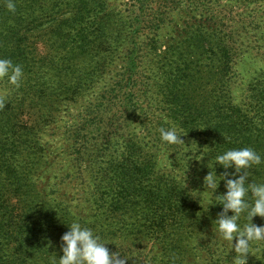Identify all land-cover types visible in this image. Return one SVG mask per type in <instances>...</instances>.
Masks as SVG:
<instances>
[{"label": "trees", "instance_id": "1", "mask_svg": "<svg viewBox=\"0 0 264 264\" xmlns=\"http://www.w3.org/2000/svg\"><path fill=\"white\" fill-rule=\"evenodd\" d=\"M227 1L197 0L196 14L166 45L158 65L148 69V61L153 64L157 57L149 53L158 47L167 0H128L131 29L110 41L103 1L13 0V13L9 0H0V59L11 60L24 73L19 88L7 78L0 81V93L9 90L0 107V264H29L46 229L53 228L56 237L67 222L60 215L78 208L59 194L69 173L54 175L61 180L50 183L54 199L49 207L39 205L40 193L46 191L39 175L54 159L43 135L56 124L63 105L81 99L107 77L122 50L127 59L121 71L98 96L104 111L68 130L64 140L72 167L86 163L96 179L89 207L105 214L111 227L113 218L132 208L136 198L127 188L132 177L136 187L140 171L155 189L147 193L150 198L143 195L135 202L139 210L151 203L180 212L179 229L189 226L192 233L210 226L212 214L222 206L209 202L226 192L220 181L214 196L211 190L203 193L204 177L224 172L215 157L244 147L264 157V80L254 73L241 88L239 73L244 53L264 58V23L258 21L264 0ZM169 127L185 134V144L171 146L178 172L159 177L156 155L169 149L162 146L158 129ZM88 144L92 146L85 149ZM262 166L249 169L248 183L258 182ZM179 173H186V186Z\"/></svg>", "mask_w": 264, "mask_h": 264}, {"label": "rangeland", "instance_id": "2", "mask_svg": "<svg viewBox=\"0 0 264 264\" xmlns=\"http://www.w3.org/2000/svg\"><path fill=\"white\" fill-rule=\"evenodd\" d=\"M95 1L97 4H101L100 1L105 2V12L109 14L108 23L105 24L109 41L116 40L115 38L119 32L127 31L128 33L130 31L129 25L132 14L128 9V0H90L92 5L96 3ZM174 1L167 0L170 7H168L167 16L164 19L163 28L158 31V47L154 49L155 51L149 53V55L155 54L157 57L154 59L153 64L148 61V69L155 65V62L158 65L166 45L176 35H179L184 22L196 14L194 5L198 4L197 0ZM206 1L210 3L212 1L215 3H217L216 1L229 2L227 0ZM141 19L139 17L138 20L141 21ZM259 20L264 23V15ZM119 55L120 58L118 57L117 64L115 63L110 67L107 77L86 91L81 99L69 101L63 105L58 114V121L51 130L47 128L48 130L43 135L46 139L44 143L48 147L47 151L54 159L50 168H46L39 175L42 181L41 186L46 188L45 192L40 193L39 205L42 206L41 202H43L45 207H49L51 199H54L52 194L48 192V189L52 188L50 183L61 181L54 179V175L69 173L68 178L62 179L66 183L60 185L59 188L62 190L59 194L60 196L66 194L69 197L67 200H71L79 206L73 209L72 212L62 213L60 215L61 219L67 221V223H71L73 219H78L83 226L92 228L101 237L102 241L106 242V247L110 252L119 251L121 255L128 257L126 264H232L235 254L229 249L228 242L221 240L219 234L213 230V222L217 219L218 213L212 214L215 220L210 223V226L200 228L202 230L199 229L197 233H192L189 226L179 229V222L184 219L180 212L172 211L165 206L158 208L151 203H145L144 210H139V204L135 202L140 200L143 195L144 198H150L151 195L147 196V193L155 189L154 186L149 185L151 182L147 181L148 176L140 171L136 173V187H134V177H132L131 186L127 188V194L136 198L131 203L132 208L126 216L119 215L113 218L114 221L111 227L108 228L110 220L105 218V214L98 215L95 209L89 207L90 202L87 201L92 194V186L95 184L96 179L92 172H89L88 164L84 163L81 169L72 167L69 151L67 152L64 148V140H66L68 130L77 129L79 123L82 125L85 123L84 121H91L96 118L97 113L104 111L102 105H98V96L109 88L106 85L111 83L112 78L116 77L121 71L123 61L127 59V54L125 50H122ZM259 56L260 54L256 56L253 52H246L240 58L241 88L246 87L254 73L262 75L261 79L264 80V58ZM153 78L157 77L153 76ZM237 91L242 92V90ZM106 116L103 115V117ZM91 146L90 144L85 145V149ZM166 155L167 152H159L156 155L159 161L156 172L159 177L170 173L164 166ZM169 159L172 161L170 154ZM260 169L262 172L258 176L257 183L264 182V166ZM78 170L82 172L78 173ZM128 171L134 174L133 169ZM128 177H131V175H128ZM192 178L194 179V177ZM143 184L147 185L150 190L146 191L148 189L146 187L141 190ZM163 203L165 205V202ZM167 206L170 207L168 204ZM152 209H156V212H153ZM80 210H86L85 214H81ZM44 213L49 212L45 209ZM73 213H75V216H73ZM185 222L188 225L189 219H186ZM253 222L257 225H264V219L260 217H255ZM60 227L61 230L56 237H54L53 228L46 229L28 258L29 264H53V260L58 259L63 254L61 251V237L69 228L66 223ZM247 264H264V242L252 245V254L250 253L247 256Z\"/></svg>", "mask_w": 264, "mask_h": 264}, {"label": "clouds", "instance_id": "3", "mask_svg": "<svg viewBox=\"0 0 264 264\" xmlns=\"http://www.w3.org/2000/svg\"><path fill=\"white\" fill-rule=\"evenodd\" d=\"M7 8L10 12H15L13 0H9ZM23 77L24 73L19 65H13L9 59H0V81L7 78L15 89L20 87ZM8 91L5 89L0 93V107H3L2 99ZM158 131L162 146L169 149L164 166L169 172L176 173L178 170L173 167L169 154L174 152L171 146L185 144L182 139L185 134L179 133L175 127L160 128ZM215 164L222 166L224 172L217 176L216 172L210 171L204 177L206 190L203 193L211 190L209 195L214 196L220 181H224L226 192L215 196V203L209 202V205L222 206L213 222V230L221 240L228 242L229 249L235 254L232 264H247V256L252 254V245L264 242V225L253 222L255 217L264 219V182H247L251 175L249 169L264 164V157L251 147L229 149L215 157ZM229 169L233 171L230 172ZM179 179L186 186V173H179ZM65 223L69 230L61 237L63 254L54 259L53 264H126L128 257L121 255L119 251L110 252L106 242L92 228L83 226L78 219Z\"/></svg>", "mask_w": 264, "mask_h": 264}]
</instances>
